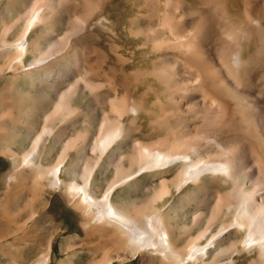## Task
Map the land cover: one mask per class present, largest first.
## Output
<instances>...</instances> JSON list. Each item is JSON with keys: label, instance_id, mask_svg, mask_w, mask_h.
Wrapping results in <instances>:
<instances>
[{"label": "bare ground", "instance_id": "1", "mask_svg": "<svg viewBox=\"0 0 264 264\" xmlns=\"http://www.w3.org/2000/svg\"><path fill=\"white\" fill-rule=\"evenodd\" d=\"M59 4L68 9L79 5L82 8L78 9L72 29L54 41L55 48L39 54L28 70L51 68L53 65L47 63L55 51L71 49L72 37L85 32L91 21L102 23L109 18L101 14V0H36L25 14L20 34L9 43L15 48L13 58L17 62L22 61L33 44L28 38L29 32L46 19L41 9ZM160 5L158 25L168 36L156 38L157 30L152 28L153 33L150 30L152 34L147 33L144 39L151 43L145 57L152 58V67L146 74L162 86L160 93L163 94V102L155 104L160 105L162 114L154 117L153 127L160 133L163 130L164 134L146 142L132 141L125 153H121V146L117 145L108 155L123 138L124 115L143 107L141 98L125 94L118 99L113 92L108 102L114 115L110 119L102 117L80 181L70 180L65 183L67 186L63 183L67 187L68 200L82 213L85 227L108 226L112 229L111 235L126 245L124 247L128 246L130 252L158 254L159 264H239L238 256L242 254L250 257L247 264H264V0H162ZM187 19L191 22L186 26ZM133 28L136 34L138 27ZM60 73V82L54 83L57 87L72 76L66 67ZM76 78L64 91L62 89V93L60 91L59 100L46 117L42 130L22 153L20 165L32 169L33 181L38 184L48 179L49 187L61 185L66 150L75 140L68 142L53 165L44 167L36 163L41 142L51 131V119L59 115L67 117L66 114L70 116L75 111L71 101L80 89L83 90L82 86L92 95L101 94L98 82L92 78L83 75ZM107 155L114 167L113 177L103 188L95 189L92 187L95 170ZM172 169L174 172L168 177ZM144 173L160 174L159 181L150 187L149 200L132 207L113 201L114 192L136 182ZM172 193L183 197L186 203L191 195L198 199L199 207L206 208L194 214L191 223L185 226L187 232L203 223L181 246L173 241L172 226L168 223L170 212L176 208L172 202L167 204L166 211L157 206L158 201ZM147 210L149 214H145ZM183 231L178 228L179 237ZM231 232H236L235 237L222 244ZM47 260L49 246L35 264H45ZM111 262L110 257L96 264Z\"/></svg>", "mask_w": 264, "mask_h": 264}, {"label": "rangeland", "instance_id": "2", "mask_svg": "<svg viewBox=\"0 0 264 264\" xmlns=\"http://www.w3.org/2000/svg\"><path fill=\"white\" fill-rule=\"evenodd\" d=\"M35 1L0 0V264H35L43 253L45 254L47 246H49V260L45 264H96L110 257L112 260L110 264H159L158 254L150 251H138L135 254L130 252L128 246L124 247L126 245L120 244L111 235L112 229L108 226L107 228L85 227L82 223L83 215L69 202L65 186L70 180L80 181V175L88 162V151L92 148V141L100 131L99 124L102 123V117L107 116L110 119L114 115L109 110L108 102V98L110 99L114 93L119 96L118 99L121 96L123 98L125 94L134 99L141 98L143 107L136 111L137 114L128 112L124 115L123 122H126L123 138L119 140V144L113 146L108 155L117 145L121 146V153H125L124 151H127V146L132 141L146 142L164 134L163 130L160 133L153 127L156 115L162 114L158 108L160 105L156 106L163 102V94L160 93L162 86L159 83L158 85L150 74H146L147 69L149 71V67L150 69L152 67V58L145 57L151 44L145 39L147 35L153 33L152 28L157 30L154 37L168 36L167 32L158 25L160 20L158 12H161L162 0H101V14L103 12L105 15H102L109 17L106 18L107 21H103V24L91 21L85 31L86 34L83 32L72 37L71 42L74 41L71 43V49L69 47L67 51L63 50L60 53L55 51L47 63L50 66L53 65L51 68L28 70L27 68L31 67L39 54L42 55L55 48L54 41L62 38L72 29L73 23L76 22L74 19L78 17V12L82 8L81 3L69 9L64 8L62 4L54 8L43 7L40 11L46 19L37 24L31 30L32 32H29L28 38L33 44L22 61L17 62V59L13 58L15 48L9 43H12L20 34L25 22V14L33 8ZM58 9L63 11H58ZM190 22L191 20L187 19L186 26ZM134 26L138 27L136 34ZM46 32L48 35L44 34ZM144 32L145 35H143ZM139 33H143L142 36ZM34 40L36 41L33 42ZM141 48L145 49V53ZM69 50L71 51L68 53ZM135 50L141 54L136 53ZM15 66L19 68L13 69L12 67ZM63 67H66L67 72L72 73V76L57 87L54 83L60 82V71ZM82 75L92 78L95 83L98 82L99 92L104 95L100 94L96 97L81 85L83 90L80 89L71 101L72 106H75L74 114L70 113V116L66 114L67 117L59 115L51 119V131L44 136L41 142L36 163L39 162L44 167L53 165L68 142L75 140L68 146L69 152L66 150L67 157L63 168L61 167L63 170L60 174L63 180L61 185L49 187L48 179L38 184L33 181L32 169L23 168L20 165L22 153L29 148L31 140L42 130V125L46 123V117L52 113L60 94L75 81L74 78ZM140 78H144L142 79L144 81L142 82ZM124 79L126 82L123 81ZM155 97L157 99L159 97L158 100L161 102ZM108 155L100 167L95 170L92 185L95 189L103 188L107 180L113 177L114 167L109 162ZM173 172L174 169L170 170L168 177ZM159 175L142 174L136 182L125 185L114 192L113 201L124 207L145 203L151 197L150 187L159 181ZM9 176L12 177L9 178ZM176 195L172 193V195L165 196L162 201L157 202V206L166 211L167 204L173 203L176 211L170 212L168 223L172 226L173 241L181 246L187 242L188 237L200 229L203 223L195 225L187 232H185V226L191 223L194 214L206 208L199 207L198 199L191 198V195H187L189 199L187 203L183 197ZM149 212L147 210L145 214ZM178 228L184 230L181 237L177 232ZM235 233H229L228 238L224 239L222 244L225 245L234 238ZM245 255L238 256L239 264H247L250 257Z\"/></svg>", "mask_w": 264, "mask_h": 264}]
</instances>
